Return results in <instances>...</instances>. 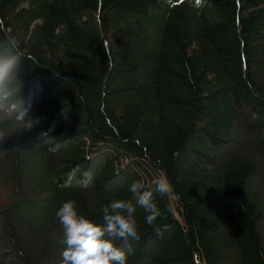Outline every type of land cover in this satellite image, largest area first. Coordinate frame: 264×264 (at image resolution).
I'll return each mask as SVG.
<instances>
[{"label": "trees", "instance_id": "16d2710c", "mask_svg": "<svg viewBox=\"0 0 264 264\" xmlns=\"http://www.w3.org/2000/svg\"><path fill=\"white\" fill-rule=\"evenodd\" d=\"M0 28L39 62L0 140V264H61L62 204L102 224L135 181L163 217L137 208L127 264H264V0H0Z\"/></svg>", "mask_w": 264, "mask_h": 264}, {"label": "clouds", "instance_id": "9594fccd", "mask_svg": "<svg viewBox=\"0 0 264 264\" xmlns=\"http://www.w3.org/2000/svg\"><path fill=\"white\" fill-rule=\"evenodd\" d=\"M171 4V0H167ZM205 0H192V6L202 8ZM0 31H4L0 28ZM27 57L33 65L37 58L24 51L21 40L5 31L0 40V140L10 136L18 129L30 130L32 122L26 120L28 108L22 95L23 81L19 74L21 59ZM141 181L130 186L134 194L132 200L117 199L102 207V224L80 215L74 201H66L58 209L56 216L63 226L64 245L61 264H127L128 253L116 246V240L125 241L129 250V238L138 240V224L135 218L137 208H142L149 226L159 232L156 224L163 213L154 201L153 190H144ZM143 190V191H142ZM154 191L167 196L173 187L167 177L154 182ZM166 218V217H164Z\"/></svg>", "mask_w": 264, "mask_h": 264}, {"label": "rangeland", "instance_id": "374dc122", "mask_svg": "<svg viewBox=\"0 0 264 264\" xmlns=\"http://www.w3.org/2000/svg\"><path fill=\"white\" fill-rule=\"evenodd\" d=\"M30 161H31V162H33V161H34V159H31V157H30Z\"/></svg>", "mask_w": 264, "mask_h": 264}]
</instances>
